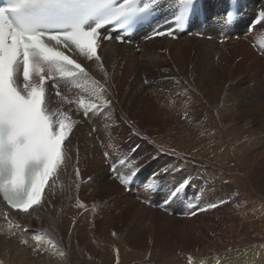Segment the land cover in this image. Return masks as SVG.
I'll use <instances>...</instances> for the list:
<instances>
[{
  "label": "bare ground",
  "instance_id": "bare-ground-1",
  "mask_svg": "<svg viewBox=\"0 0 264 264\" xmlns=\"http://www.w3.org/2000/svg\"><path fill=\"white\" fill-rule=\"evenodd\" d=\"M159 1L161 5L168 11L169 18L174 13V11H176L179 7L178 0H159ZM203 4L205 7V11L207 13L208 26L204 28L200 25H194L190 31V33L193 34L194 36H190V33H188L185 35H181L178 38V40H171L166 37L141 40V38L138 37L137 38L138 40L136 41L138 43V48L136 51H135V45H126V44L116 45L114 42L107 43L103 47V55L105 57L104 67L107 68L108 70V74L110 76V82L114 86L113 91L116 89L115 85L118 84L122 86L121 89L125 85H127V87H130L131 85L133 86V82L131 80L135 78V73L138 69V65H137L138 62H142L144 64L147 63V65L146 64L145 65L150 70L149 72V75L151 73L150 77L153 78V80H155V78L152 76L156 77V81L149 82V84L150 83L152 84V88L156 92V95L154 92V97H152L153 99L150 101L148 100L149 103L147 102L148 104L146 103V105L143 106V110H141L147 116L148 119L155 118L156 116V120L158 119L161 121L162 116H165V114L167 115L168 113L169 114L166 116V118L167 117L170 118L169 120H172L174 116L175 117L177 116V114L175 113V108L177 105L175 104L176 105L175 106L172 102H170L171 104L167 103L169 102L166 100L167 98L165 97L166 99H163L162 97L164 96L159 95V93H161L160 91H162L161 87H165L163 83L159 84L160 83L159 80H161L162 77L164 76L166 78L164 77L162 80L164 79L169 80L170 78L173 79L174 72H177L175 70L176 67L174 68V66H170L169 64L168 67H165V69L163 70L156 69L157 67H159L157 61L163 60L164 57L168 56L166 55L162 57L163 54H161V52L159 51L160 49L164 48V50H169L168 54L171 61L174 60L177 61V58L182 56V53L185 56H187V53L190 51V49L193 50L195 48L194 44H199V43L201 44V42H203V44L205 43L211 45V47L214 45L215 47L218 48V49L216 48L218 50V51L216 50V52L220 54L221 57L231 58L234 61V66H233L234 73L236 71V74L240 76L248 73L254 76V78L256 77V75L259 76L260 74L261 77V70H264L263 59L257 58L258 62L255 66L254 65L245 66V63L247 60L250 61L252 59H255L256 58L255 55L259 53L255 51V49L252 47L253 44H255L259 48L260 51L259 54H261V56L264 55V22L259 23L254 28V31L252 33L247 32L250 24L257 17V14L261 10H264V0H240L239 11L241 13V19L237 23L235 29L229 32H232L233 36L240 35L242 37V40L244 41L229 39L224 43H218V39L227 33L219 31L218 23L215 21V19H219V20L222 19L229 6V0H203ZM166 19L168 18H165L164 21ZM202 33L204 35H216L214 39L215 41L211 42L198 37V34H202ZM248 41L251 43L252 48L251 47L249 48L247 46V43H249ZM201 47L204 48V46ZM202 51H206V50L202 49ZM253 52H255L256 54L254 55ZM243 55L251 56V58L245 61L243 60L239 61L240 59L245 58ZM223 59L226 60L225 58ZM259 59H261V61ZM252 61L254 62V60ZM123 64L126 66H123ZM87 65L89 71L92 72V74H94L96 77H98L99 79L100 78L102 79L104 77V73L101 72V70L96 65H93L89 61L87 62ZM145 67L144 69H146ZM230 68L231 67L227 65V69ZM153 69H156V71L154 70V72L152 73ZM173 69L175 71H173ZM144 72L145 71H143V73ZM185 72L187 73L186 70ZM157 75H159L158 76L159 79L157 78ZM200 75L201 74H199V76ZM136 79L138 80L137 82L138 87L135 86L131 87L130 91L132 95L139 91L138 89L140 88V83L141 86L143 83L142 81L140 82V79H138V77H136ZM87 83L88 85L85 87L91 90L92 88L91 81H88ZM167 85H169L168 82ZM146 91L148 90L146 89ZM163 94L166 95L167 93H163ZM122 96L123 95H121L120 92L118 93L117 96H114V99L116 97L117 101H119L118 99H120ZM140 96L138 97L137 106L135 105L136 106L135 110H138L140 108V105L143 104L142 101L140 102V100L142 99V97ZM153 106L156 108V111L152 110ZM160 106L161 108L162 106H168L166 108H163V110L165 109L166 113L160 112L163 111L159 108ZM115 108L117 107L115 106ZM191 109H193V106L191 107ZM253 109L254 108H252V110ZM179 110L180 108H177V111ZM127 111L123 110L124 114L127 115L128 118H130L131 116L130 114L128 115ZM129 112H131V115H133L139 127V123H141L140 122L141 119L137 117V112L134 111L133 112L129 111ZM204 112L206 113V111ZM232 113L235 112L233 111ZM215 114L217 116V113ZM227 114L229 113L227 112ZM206 116L203 115V117ZM181 118L183 119V116ZM235 119L231 118L229 120H224V119L221 120L220 123L224 126H227V128L223 129L222 131H216L215 129L214 131L216 132V135L213 134L215 132H211L213 130L210 131L209 129L211 134H213L214 138H219L218 141L219 143H221V146L224 149V151H222L221 149L219 150L217 147L210 148L209 145L210 141L208 140L207 136H206L207 144L201 145L200 144L201 141L200 143H198L195 140L197 143L195 145H192L194 139L191 138V134L189 133V131L185 130L181 134L182 128L177 129L176 127H174L175 123L172 124L170 122H167L168 120L167 121L165 120V125L166 124L167 125L166 127H164L165 131H162L165 132L167 135L166 137H168L166 146L165 145L162 146L161 144H158L156 138L149 137L145 131L140 133L139 137L145 135L151 141H154L155 146L153 143L150 144L151 148L153 149L156 148V146H160L168 150L174 149L176 152L184 154L189 159L197 158L199 161H202V163L197 162L198 165H196V167L188 165V167H185V169H183L175 176V179L177 180L185 175H189L192 178V183L187 187L186 196L183 197L182 201L173 202L175 204L173 205L172 209L176 210L175 213L177 216L170 217L167 222L158 225L159 228L156 227L157 221L155 220L153 221L154 217L153 218L151 217L154 216L152 215L154 212L159 210L158 208H157L158 210L153 209L152 211L154 212L151 211L152 214H150L151 215L150 217L152 218L151 221L154 224H146L142 222L141 221L142 217L138 219V227H139L138 231L140 234L139 241H136L138 240L137 238L131 239L129 237V233H127V223L129 217L133 215L131 214L133 213V211L131 212L130 210L132 209L129 207L133 203H131L132 201L130 200L131 194H123L124 192L122 193L123 197L121 200H116L115 198H111L109 202L107 201L106 204L104 203V205H107L110 208L108 209L107 212L112 213L111 217L109 216V214H107L108 219L111 218L109 219L110 222L104 221L102 224V222L98 219L99 216L97 215L98 207L96 208L95 205H91V207L87 208V211H85L84 213H80V211L86 209V207L89 206V203L88 204L80 203L79 200H76L75 202L69 204V202H71V199H69L67 203L68 205L67 208L69 207V215L66 217H60V219L62 220L59 219L58 221L56 220L55 224L53 223L52 216L54 211H56L55 208L57 207V200L55 199L57 193L60 198H64L65 191L66 192L68 191L70 192L68 197L71 198L76 193L75 192L76 188L83 191V193L85 192L84 190L81 189V187L78 186L76 187V184L80 183V178L75 175L74 167L72 169V172L70 171V173L67 174V177L65 179L63 178L64 174L63 175L60 174V178L56 180L55 194L54 196L50 197L51 200L50 206H47L45 209L42 210H37L36 212L32 213V215L30 216H25L23 214L16 213L15 211H10L8 209V206L2 202V198H0V210H2L0 211V233L1 234L4 233L2 229L11 230L10 234H8L7 236H3L4 234L0 235V262H2V264H64L63 254L67 253L68 264H143V260L147 257L149 258V260L151 258V262H155L154 264H216L217 259L227 261V264H264V193H262L264 192V190L263 191L258 190L254 182V179L257 176L256 173H259L261 168L264 167V165H260L261 163L255 164V161L257 160L256 158L257 156L254 157V155H256L255 152L259 151L257 145L258 144L260 145V143L264 142V114L261 115L257 120L253 119L254 120L253 122L250 121L251 118L246 120L237 119L236 121ZM82 121H83V126L79 127L78 133L75 135L76 137L74 136L73 139L74 142L76 140V144H77L76 148L74 147V151L78 149L79 152L78 166L80 172L86 167L89 172L90 170H93V172H91L90 174L94 175L97 169L92 164L93 163L95 164L97 154L99 153V151L101 152L100 148H105L107 150H110V152L114 148L112 147L111 150V146H113L114 143L112 142L113 145L110 146L111 142L109 143L108 139L105 138V136L109 135V133L99 130V128L102 129V127H104L103 125L109 123L111 124V121L103 120V119H96L94 122L83 119ZM208 121L211 122V120L207 119V122ZM118 122L119 119H116V123L119 125ZM93 123L95 124V127L98 129V131L96 132L92 131ZM203 125H204V121H203ZM255 126H259L260 128V129L258 128L259 130L257 132L256 129L254 128ZM124 127L125 126L122 123L121 125H119L118 128L123 129ZM202 127L203 126H201L200 128L202 129ZM118 128L116 127L117 131H119ZM126 128L124 130H126ZM262 129H263V133H261L262 131H260ZM209 131H207V133ZM130 132L133 137L134 135L132 133L136 132V129H130ZM204 133L202 132V134ZM97 134H99L100 140L103 141V144L101 143L102 144L101 146H99L98 141H95L94 139V136ZM89 136H92V138H88ZM139 137H137L138 141L136 142V144L138 142H142V140ZM122 138L125 139L127 137L123 134ZM100 140L99 142H101ZM111 140L113 141V138ZM213 141L214 140H212V142ZM79 142H81V144L83 145L79 146L80 145V144L78 145ZM147 143H149V141L145 140V146L143 149L144 152L142 151L140 153L139 152L140 150H138V152L134 156H130V157L131 159L141 158L137 160V163L142 166L140 174L138 173L139 176L137 175L138 176L137 180L139 179L145 180L146 182H148V184L153 185V187H151V190L150 188H144L140 191V193L142 191L143 193L145 191H147V193L148 192L151 193L153 190H155L156 193H159L160 192L159 181L155 178L149 179L150 173H152L159 165L163 164L165 161L171 160L172 157L166 155H160L159 157H157L158 158L157 160H153L152 157L154 155L150 156V154L148 153V150H150L149 148L150 146ZM225 144H227V147ZM117 147H120V142L118 141H117ZM232 147L234 148V152L236 153V155H238L240 159L239 162H241V166L239 167L237 166L233 167L230 166V164L227 165L226 163V160L228 162L229 158L227 159V157L229 155L230 157L233 158V156H231L230 154L231 153L230 151H232L231 150ZM146 153L149 154V157L146 155ZM257 153L259 154V152ZM109 155L111 154L109 153ZM118 155H121L119 159H123L124 156L122 155V153ZM101 156L103 157V155ZM107 159H109V157H107ZM115 161L117 162L118 160ZM128 161L126 162V165L123 167V169L126 170V172L120 169V172L123 173L124 175H126L128 172L127 171ZM74 162H75V157H74ZM236 162L237 161H235L234 163ZM236 164H238V162ZM102 169H106V168L103 167ZM108 169L109 168H107L106 171L100 175L99 178L100 180L97 183L95 182L90 183V188L87 189L89 190L88 191L89 193L87 192L84 193L85 196L83 198V201L87 197L91 198L92 195H94V193L96 194L99 188L102 189V191L99 192L100 196L105 195V193L109 191L111 192L110 194L111 197H113V195L116 194L115 191L118 188V184L116 181L113 182L112 176L109 175L110 173ZM91 188H96V190L92 191ZM119 193L120 192H118V194ZM142 198L145 199L144 197ZM156 198H158V196H156ZM123 199L125 200L123 201ZM185 199H188L186 203L184 202ZM218 200H225L227 202L215 209H209L206 211L197 212V214L194 216L186 214L198 207L200 208L206 207L208 203ZM79 204H83L85 205V207L81 208L78 206ZM91 204H93V202ZM152 205L154 204L152 203ZM4 211H9V215L7 218H5V216L3 215ZM141 214L145 215V212L142 210L139 211V215ZM50 218H52V223H50L49 220ZM9 220L12 221L13 225L19 224L23 227L10 228L8 224ZM59 222H62L64 227L62 230H59L58 232L59 236H56L54 235V231L56 229H59L58 228ZM106 223L110 224L109 228L105 230L106 232H108L107 235L105 236L101 234V236H99L98 234H100V231L101 230L104 231L103 226ZM56 224H58V226H56ZM100 225L101 228L98 229ZM30 227L32 229H35L37 227L36 230H38L42 234L47 233V235L45 236V240L49 238H52L54 240L55 238L58 239L56 247H58L60 251L53 250L48 254L34 252L32 249L35 247V241L32 238V236L29 235V232L24 231V228L30 230L29 229ZM105 231L102 233H106ZM155 232L157 233L155 234L156 239L154 240L155 236L153 235V233ZM35 233L36 232H34L33 234ZM24 239H27L29 241L27 245L22 243ZM144 244H146V246ZM157 245H160L159 247L161 248H159ZM45 247L52 248V245L45 244ZM142 247H144L145 248L144 250L146 251H143ZM150 249L152 250L149 251ZM148 252L150 255L148 254ZM189 255H191L192 257L191 261H189L188 259Z\"/></svg>",
  "mask_w": 264,
  "mask_h": 264
},
{
  "label": "snow or ice",
  "instance_id": "snow-or-ice-1",
  "mask_svg": "<svg viewBox=\"0 0 264 264\" xmlns=\"http://www.w3.org/2000/svg\"><path fill=\"white\" fill-rule=\"evenodd\" d=\"M141 3L142 0H3L0 5V198L10 211L30 216L50 206L56 180L69 165L74 167L75 175L80 176L79 152L78 149L74 151L71 137L74 127L82 119L111 121L110 125H103L106 133L111 127H119L114 111L117 101L112 94L114 86L108 70L104 67L103 47L113 39L118 43L131 42L124 33L152 14L154 0H144L143 6ZM178 3L179 13L174 15V23H166L162 29L154 27L145 39L176 38V31H183L191 16L203 12L199 0H178ZM230 3L235 6L236 0H230ZM235 18L233 11H227L229 23ZM255 22H264V10L257 14ZM48 41L62 44L64 48L79 49L80 55L96 65L104 77L96 80L83 65ZM21 76L22 86L19 83ZM77 81H91V90ZM69 94L75 98L70 99ZM85 94L87 100L83 98ZM53 95L59 98L55 102V111L49 107ZM65 103L69 106L66 109ZM123 122L127 123L126 120ZM92 131H98L94 123ZM132 134L139 137V133ZM139 138L149 139L147 136ZM149 143L154 144V141L149 140ZM138 148L139 145L131 151ZM156 148L157 155L152 157L153 160L160 155L172 159L159 165L150 173L149 179L159 181L164 205L182 201L192 178L185 175L177 180L175 176L188 164L189 158L174 149ZM105 156H108L107 152ZM138 159L141 158L131 159L125 154L123 159L110 165L111 173L126 190L131 189L134 178L141 171ZM128 160H131L127 163L128 174H121L120 169ZM146 187L153 185L146 184ZM226 202H210L206 207H198L186 214L194 216ZM78 206L85 207L83 204ZM3 215L7 218L9 211H4ZM8 224L10 228L23 227L13 225L11 220ZM24 231L28 229L24 228ZM46 235L39 231L35 233L32 250L42 254L60 251L54 239L45 240ZM28 242L27 239L22 241L26 245ZM63 256L64 264H68L67 253ZM188 259L192 260L191 255ZM216 264H227V261L217 259Z\"/></svg>",
  "mask_w": 264,
  "mask_h": 264
},
{
  "label": "rangeland",
  "instance_id": "rangeland-1",
  "mask_svg": "<svg viewBox=\"0 0 264 264\" xmlns=\"http://www.w3.org/2000/svg\"><path fill=\"white\" fill-rule=\"evenodd\" d=\"M193 33V32H192ZM203 34V33H202ZM190 36H194L193 34H191L190 33ZM201 39H205V38H201ZM178 40V39H177ZM205 40H207V39H205ZM207 41H215L214 39L213 40H207ZM240 41H244V40H240ZM249 42V41H248ZM219 43V42H218ZM213 45V44H212ZM201 46H204V48L203 47H201ZM247 46L250 48L251 47V43L249 42V43H247ZM194 49L193 50H191L190 49V51L187 53V56H185L183 53H182V56H180V57H178V58H180V59H178L177 58V61H171V59H170V57H169V50H164V48L163 49H160L159 51L161 52V54H163V56L162 57H164V56H166V55H168L167 57H164L163 58V60H165L166 61V63H165V61H163V60H159V61H157L158 63V65H159V67H157L156 69H160V70H163V69H165V67H168V64L170 65V66H174V68H175V70L177 71V72H174V78L172 79V78H170L169 80H167V79H164V80H162L164 77H162V81L161 80H159L160 81V83L159 84H161V83H163L164 84V86L165 87H161V90L162 91H160L161 93H159V95H161V96H164V97H162L163 99H166L167 101H169V102H167V103H170V102H172L175 106H176V108H175V113L177 114V116L175 117H173L172 118V120H169L170 118H166V116L169 114L168 112V114L166 115L165 114V116H162V118H161V121L160 120H156V116H155V118H147V116L141 111V110H143V106H145L146 105V103L148 102L149 103V101L150 100H152L153 98L152 97H154V90H153V88H152V84L150 85L149 84V82L150 81H156V77L155 76H152V77H154L155 78V80H153V78H151L150 77V75H151V73H150V75H149V72H150V70L147 68V63H142V62H138V69H137V71H136V73H135V78H133V80H131L132 82H133V86H135V87H138L137 86V82H138V80L136 79V77H138V79H140V82L142 81L143 83H142V86H141V83H140V88L138 89L139 91L138 92H136V93H134L133 95L131 94V87H133L132 85L130 86V87H127V85H125L122 89H121V85H115V90L113 91L112 90V94H113V97L114 96H117L118 95V93H120L121 92V95H123L120 99H118L119 101H117V99H116V97H115V101H117V103L115 104V106L117 107V108H115V113H116V119H119V125H121L122 123H123V125L125 126L123 129H120V128H118L119 129V131H117V129H116V127H111L110 128V132L108 131V133H109V135H107V136H105V138L106 139H108V142L110 143L111 142V144H110V146L111 145H113L112 144V142L114 143V145L113 146H111V150H112V147H114L113 148V150L110 152V150H107V149H105V148H100V150H101V152L99 151V153L97 154V158H96V161H95V164L93 163L92 165L94 166V167H96V171H95V174L93 175V174H90L91 172H93V170H90V172L87 170V168L85 167L81 172H80V176H79V178H80V183H78V184H76V187L78 186V187H81V189L82 190H84L85 192L84 193H89L88 191L89 190H87L88 188H90V183H92V182H95V183H97L100 179V175L103 173V172H105L106 171V169L107 168H110V165H111V163H113L115 160H119V158H120V156L121 155H118V154H120V153H122V155L125 157V154L127 155V156H134L137 152H138V150H140L139 152L141 153L142 151L144 152V146H145V140L144 139H141L142 140V142H138L137 144H136V142L138 141V139H137V136H133L132 137V135H131V132H130V128H126V127H129L128 125L129 124H131V125H133V127L131 128V129H136V132L137 133H139V135H140V133L141 132H146V134L149 136V137H154V138H156V140H157V143L158 144H161L162 146H166V144H167V138L168 137H166L167 135H166V133L165 132H162V131H165L164 130V127H166V125H165V120L167 121V122H170V123H172V124H174L175 123V125H174V127H176L177 129H181L182 128V132H181V134L185 131V130H187V131H189V133L191 134V138L192 139H194L193 140V142H192V145H195L197 142L198 143H200V141H201V145L203 144H207V137H208V140L210 141H208L209 142V145H210V148H218L219 150L221 149L222 151H224V149L222 148V146H221V143H219V138H214L213 137V134H215L216 135V132L214 131L215 129H216V131H222L223 129H226L227 128V126H224V125H222L221 123H220V121L221 120H229V119H235V118H237V119H239V120H246V119H249V118H251L250 119V121H254L255 119L257 120L261 115H263L264 114V106H263V104H264V70H261V77H260V74H259V76L258 75H256V77L254 78V76H252L251 74H245V75H242V76H240V75H237L236 74V71H235V73L233 72V66H234V61L231 59V58H227V57H221V55L220 54H218L217 52H216V50L218 49L217 47H215L214 45L211 47V45H208V44H203V42H201V44L199 43V44H194ZM137 48H138V46H136L135 45V51L137 50ZM217 48V49H216ZM252 48V47H251ZM202 49L203 50H206V51H202ZM200 50V51H199ZM252 50V49H251ZM202 51V52H201ZM218 51V50H217ZM244 51V50H243ZM253 51V50H252ZM206 54V55H205ZM253 54L255 55L256 53L255 52H253ZM202 55H204V56H202ZM210 55V56H209ZM218 55H220V56H218ZM245 58H243V59H240L239 61H245V60H247V59H250L251 58V56H245V55H243ZM256 58L255 59H252V60H254V62L252 61V60H247V61H249V62H247L246 61V63H245V66H255L256 64H257V62H258V59L257 58H261V59H263V55L261 56L259 53H257L256 55ZM161 57V58H162ZM203 57V58H202ZM191 58V59H190ZM201 58V59H200ZM223 58H227L226 60H224ZM200 59V60H199ZM261 59H259L260 61H261ZM195 60H196V62H195ZM264 60V59H263ZM140 61V60H139ZM202 61V62H201ZM230 61H233V62H230ZM173 62V63H172ZM185 62V63H184ZM195 62V63H194ZM200 62H201V64H200ZM219 62V63H218ZM176 63V64H175ZM179 63V64H178ZM203 63H204V65H203ZM229 63V64H228ZM231 63V64H230ZM124 64H126V63H124ZM123 64V66H126V65H124ZM172 64V65H171ZM191 64V65H190ZM225 64V65H224ZM140 65H141V67H140ZM177 65V66H176ZM207 65V66H206ZM221 65V66H220ZM227 65H229L231 68L230 69H227ZM146 66V67H145ZM179 66V67H178ZM204 68H203V67ZM207 68H206V67ZM144 67L147 69H144ZM179 69H178V68ZM184 69H183V68ZM215 67V68H214ZM122 68H124V67H122ZM191 68H193V69H191ZM198 68V69H197ZM142 69V70H141ZM156 69H153V71H152V73L154 72V70L156 71ZM204 69V70H203ZM213 69V70H212ZM215 69H217V70H215ZM224 69V70H223ZM160 70H159V72H160ZM174 69H173V71H175ZM185 70L187 71V73H190V74H187L186 72H185ZM190 70V71H189ZM225 70H227V71H225ZM142 71V72H141ZM143 71H145L144 73H143ZM178 71H180V72H178ZM193 71V72H192ZM201 72V73H200ZM208 72V73H207ZM221 72V73H220ZM231 73V74H230ZM141 74V75H140ZM148 74V75H147ZM176 74H177V76H176ZM182 74V75H181ZM191 74H193V75H191ZM198 74V75H197ZM199 74H201L200 76H199ZM258 74V73H257ZM145 76V78L147 77V79H148V83L146 84V85H144V78H142L141 76ZM158 76L159 75H157V78H158ZM176 76V77H175ZM181 76H183V77H181ZM231 76V77H230ZM237 76V77H236ZM173 77V76H172ZM195 77V78H194ZM259 77V78H258ZM263 77V78H262ZM161 78V77H160ZM166 78V77H165ZM205 78V79H204ZM159 79V78H158ZM186 79V80H185ZM204 79V80H203ZM254 79H257V80H254ZM98 80H101V78L99 79L98 78ZM170 81V82H169ZM174 81H177L178 83H174ZM190 81V82H189ZM166 82V83H165ZM167 82L169 83V85H167ZM77 83H82V84H84V86H87L88 85V83L87 82H85V81H77ZM148 84H149V86H148ZM202 84V85H201ZM167 85V86H166ZM176 85V86H175ZM170 86V87H169ZM175 86V87H174ZM178 86V87H177ZM195 86H197V87H195ZM192 87H193V89H192ZM250 87V88H249ZM255 88V89H254ZM146 89L148 90V91H146ZM168 89V90H167ZM169 89H171V90H169ZM254 89V90H253ZM257 89V90H256ZM262 89V90H261ZM166 90V91H165ZM144 91V92H143ZM198 91V92H197ZM202 91V92H201ZM254 91V92H253ZM149 92V93H148ZM170 92V93H169ZM197 92V93H196ZM151 93H153V94H151ZM163 93H167L166 95H164ZM174 93V94H173ZM191 93V94H190ZM261 93V94H260ZM144 94V95H143ZM171 94H172V96H173V99H172V96H171ZM180 94V95H179ZM230 94V95H229ZM140 95H142V96H140ZM153 95V96H152ZM155 95H156V92H155ZM194 95H196V96H194ZM200 95V96H199ZM125 96V97H124ZM142 97V99L140 100V102L142 101L143 102V104H141L140 105V108L138 109V110H135V107L137 106V104H138V97ZM160 96V97H161ZM235 96V97H234ZM166 97V98H165ZM180 97V98H179ZM233 97V98H232ZM237 97V98H236ZM248 97V98H247ZM69 98L70 99H74L75 98V96L74 95H72V94H69ZM85 100H87V94H85L84 95V97H83ZM144 98V99H143ZM175 98V99H174ZM195 98H196V100H197V102H196V100H195ZM256 98V99H255ZM193 99V100H192ZM234 99H237V100H234ZM122 100V101H121ZM149 100V101H148ZM172 100V101H171ZM178 100H179V102H178ZM183 100H184V102H183ZM202 100V101H201ZM263 100V101H262ZM124 101V102H123ZM129 101V102H128ZM195 101V102H194ZM236 101V102H235ZM177 102V103H176ZM231 102H233V103H231ZM236 104H235V103ZM261 102V103H260ZM147 103V104H148ZM207 103H208V106H207ZM120 104H121V106H120ZM171 104V103H170ZM200 104V105H199ZM240 104V105H239ZM136 105V106H135ZM161 105V104H160ZM236 107H235V106ZM249 105H250V107H249ZM68 106V105H67ZM181 106V107H180ZM193 106V109H191V107ZM242 106V107H241ZM69 107V106H68ZM166 107H168V106H162V108H161V106L159 107L161 110H163V108H166ZM247 107V108H246ZM177 108H180V110L179 111H177ZM218 108V109H217ZM249 108V109H248ZM252 108H254L253 110H252ZM168 109V108H167ZM202 109V110H201ZM210 109V110H209ZM211 109H213V110H211ZM261 109H262V111H261ZM123 110H128L127 111V113H128V115L130 114V118H128V116L127 115H125L124 114V112H123ZM153 111H156V108L153 106V109H152ZM169 110V109H168ZM190 110V111H189ZM240 110V111H239ZM117 111V112H116ZM129 111H134V112H137V117L139 118V119H141V123H139V127H138V125H137V122L135 121V118L133 117V115H131V112H129ZM195 111V112H194ZM204 111H206V113L204 112ZM225 111V112H224ZM230 111V112H229ZM235 112V113H232V112ZM160 112H165V109L163 110V111H160ZM180 112V113H179ZM188 112V113H187ZM227 112L229 113V114H227ZM248 112V113H247ZM166 113V112H165ZM181 113H183V114H181ZM186 113V114H185ZM215 113H217V116H216V114ZM250 113V114H249ZM262 113V114H261ZM180 114V115H179ZM221 116H220V115ZM227 114V115H226ZM235 114H236V116H235ZM203 115H207L206 117H203ZM210 115V116H209ZM246 115V116H245ZM183 116V119L181 118ZM243 116V117H242ZM188 117H189V119H188ZM208 117H210V118H208ZM220 117V118H219ZM230 117V118H229ZM121 118H123V120L121 119ZM164 118H166V119H164ZM181 118V119H180ZM197 118V119H196ZM203 118V119H202ZM216 118V119H215ZM227 118V119H226ZM241 118H243V119H241ZM143 119V120H142ZM177 119H178V121H177ZM202 119V120H201ZM207 119L208 120H211V122H207ZM237 119H235V121L237 120ZM254 119V120H253ZM124 120H126L127 121V123H124L123 121ZM136 120H138V119H136ZM201 122H200V121ZM217 120H219V121H217ZM194 121V122H193ZM196 121V122H195ZM203 121H204V125H203ZM261 121V120H260ZM191 122V123H190ZM145 123V124H144ZM163 123V124H162ZM170 123H168V124H170ZM212 123H213V125H212ZM216 123V124H215ZM110 124V123H109ZM151 124V125H150ZM177 124H178V126H177ZM207 126H209V127H207ZM211 126H210V125ZM222 125V126H220V125ZM156 125V126H155ZM165 125V126H164ZM219 125V126H218ZM81 126H83V125H81V123H79V126H76V127H74V130H73V135H72V142H73V144H75V145H73L75 148H76V146H77V144H76V140H75V142H74V136L78 133V130H79V127H81ZM152 127V128H150V127ZM201 126H203L202 127V129L200 128ZM206 126V127H205ZM147 127V128H146ZM198 127V128H197ZM216 127V128H215ZM221 127V128H220ZM224 127V128H223ZM126 128V130H124ZM163 128V129H162ZM220 128V129H219ZM255 129H256V132L260 129L259 128V126H255L254 127ZM259 128V129H258ZM162 129V130H161ZM184 129V130H183ZM196 129V130H195ZM209 129H210V131L211 130H213V131H211V132H215V133H213V134H211V132L209 131ZM219 129V130H218ZM99 130L100 131H103V132H105V128L104 127H102V129L101 128H99ZM203 130V131H202ZM206 130V131H205ZM167 131V130H166ZM191 131V132H190ZM193 131V132H192ZM204 131H205V133H204ZM207 131H209L208 133H210V134H208L207 133ZM260 131H262L261 133H263V129L262 130H260ZM259 131V132H260ZM120 132V133H119ZM153 132V133H152ZM155 132V133H154ZM198 134H197V133ZM202 132L204 133V134H202ZM99 133V132H98ZM150 133V134H149ZM80 134H81V132H80ZM91 134V133H90ZM100 134V133H99ZM99 134H97V135H95L94 136V139H95V141H98V143H99V146H101L102 144H101V142H99V140H100V138H99ZM123 134L127 137V138H122V136H123ZM156 136H155V135ZM193 135V136H192ZM198 135H200V136H198ZM201 135H202V137H201ZM209 135V136H208ZM212 137H211V136ZM110 136V137H109ZM116 136V137H115ZM128 136H131V137H128ZM145 135H143L142 137H144ZM207 136V137H206ZM76 137V136H75ZM113 138V141L111 140L112 138ZM197 137V138H196ZM201 139H200V138ZM203 137H204V139H203ZM210 137V138H209ZM88 138H92V136H89ZM97 138V139H96ZM111 138V139H110ZM164 138V139H163ZM198 138H199V140H198ZM211 138H212V140H214L213 142H212V140H211ZM133 139V140H132ZM163 139V140H162ZM170 139V138H169ZM216 139V140H215ZM110 140V141H109ZM132 140V141H131ZM150 139H148V141H149ZM197 142H196V141ZM101 141V140H100ZM117 141L118 142H120V147H117ZM164 142V143H163ZM195 142V143H194ZM212 142V143H211ZM220 145H219V144ZM80 144V145H79ZM149 146H150V144L151 143H147ZM216 144V145H215ZM78 145L79 146H81V145H83V144H81V142H79L78 143ZM137 145H139V148L135 151V152H133V151H131V149H133V148H135ZM211 145H214V146H211ZM226 145V147H227V144H225ZM116 146V147H115ZM128 146V147H127ZM231 146H233V145H231ZM258 146V150L259 151H257V152H259V154L257 153V152H255V154L256 155H254V157H256L257 158V160L255 161V164H260V165H264V142H262V143H260V145L258 144L257 145ZM260 146V147H259ZM262 146V147H261ZM116 148V149H115ZM150 148V150H148V153L150 154V156H156L157 155V151H156V148H151V146L149 147ZM233 148V147H232ZM231 148V150L232 151H230L231 153V156H233V158L232 157H230V155L227 157V159H228V162H227V160H226V163H227V165L228 164H230V166H237V167H239V166H241V162H239L240 161V159H239V157H238V155H236V153L234 152V148L232 149ZM173 149V148H172ZM107 150V151H106ZM152 150V151H151ZM115 151V152H114ZM156 151V152H155ZM108 153V155H109V153L111 154V155H109V156H107V157H109V159H107V157L106 156H104L105 155V153ZM104 153V154H103ZM114 155H113V154ZM148 153H146V155L149 157V154ZM154 153V154H153ZM262 153H263V155H262ZM101 155H103V157L101 156ZM113 156V157H112ZM259 156V157H258ZM75 157V156H74ZM99 157V158H98ZM106 157V158H105ZM112 157V158H111ZM118 157V158H117ZM123 157V158H124ZM159 157V156H158ZM103 158V159H102ZM237 158V159H236ZM255 158V159H256ZM99 159H100V161H99ZM111 159V160H110ZM158 159V158H157ZM156 159V160H157ZM101 160H104V161H101ZM113 160V161H112ZM193 160V161H192ZM195 160V161H194ZM230 160V161H229ZM233 160H235V161H237L238 162V164H236V163H234L235 161H233ZM106 161H108L110 164L109 165H106ZM112 161V162H111ZM130 161V162H129ZM128 161V163H131V160H129ZM191 161V162H190ZM103 162V163H102ZM116 162V161H115ZM190 162V163H189ZM189 162H188V164L185 166V167H188V165L189 166H195L196 167V165H198V163H202V161H199L197 158H193V159H189ZM198 162V163H197ZM97 164V165H96ZM141 164V163H140ZM150 164V163H149ZM149 164H148V166H149ZM92 165H91V167H92ZM96 165V166H95ZM71 166V167H70ZM100 167H105L106 169H102V168H100ZM185 167H184V169H185ZM71 168V169H70ZM72 169H73V166L72 165H69V167L65 170V171H63V172H61V174L63 175V178L65 179L66 177H67V174H69L70 173V171L72 172ZM90 169V168H89ZM264 167H262L261 168V170L259 171V173H256V177H255V179H254V182H255V186L258 188V190H261V191H263L264 190ZM109 170V169H108ZM121 170H123V171H125L126 172V170H124L123 168H121ZM128 171V170H127ZM262 171V172H261ZM87 172V173H86ZM141 172V171H140ZM140 172H139V174H140ZM108 173V172H107ZM121 174H123V173H121ZM127 174H128V172H127ZM126 174V175H127ZM139 174H138V176H139ZM109 175H111V174H109ZM95 176V177H94ZM138 176L136 177V178H134V183H133V185H132V187H131V191H129V192H125V190H124V188H123V185L120 183V182H117V184H118V188H117V190L115 191V195H113V197H111L110 196V194H111V192L109 191V192H107V193H105V195H102V196H100V191H102V189L101 188H99V190H98V192H96V194L94 193V195H92V197L91 198H89V197H87L84 201H83V198H84V193H83V191H81V190H79V189H77L76 188V193L73 195V197H71V198H69L68 197V195L70 194V192H66L65 191V194H64V198H60L59 197V195H58V193L56 194V200H57V207L55 208V210L56 211H54V213H53V216H52V218H53V223L55 224V222H56V220L58 221L59 219H60V217H66V216H68L69 215V207L67 208V203H68V200L69 199H71V202H69V204L70 203H72V202H75L76 200H79L80 201V203H89V206H87L86 207V209H83L82 211H80V213H84L85 211H87V208H89V207H91V205H95L96 206V208H97V215L99 216V220L102 222V224H103V222L104 221H109L110 222V220L109 219H111V218H109L108 219V216H107V214H109V216L111 217L112 216V213L111 212H107L108 211V209H110L109 208V206H107V205H104V203L106 204L107 203V201L109 202L110 200H111V198H115L116 200H121L122 199V197H123V194H131V198H130V200L132 201H130L131 203H133V204H131V206L129 207V208H131L132 210H130L131 212L133 211V213H131V214H133V215H131L130 217H129V220H128V223H127V233H129V237L131 238V239H133V238H137L138 240H136V241H139V238H140V234H139V227H138V219L139 218H141V221L142 222H144V223H146V224H154L151 220H152V218H153V221L155 220V221H157L156 222V224H157V226L156 227H158V225H160L161 223L162 224H164L165 222H167L168 220H169V218L170 217H175V216H177L176 215V213H175V211L176 210H173L172 208H173V205L175 204V203H170V204H168V205H164L163 204V191H161L160 190V192L159 193H156V191L155 190H153L152 192L154 193H150V192H148L147 193V191H145L144 193H143V191L140 193V191L142 190V189H144V188H149V187H146V184H148V182H146L145 180H141V179H139V180H137V178H138ZM89 177L91 178L90 180H89ZM94 177V178H93ZM111 177V176H110ZM113 177V176H112ZM86 179V180H85ZM112 180H113V182L115 181V179H113L112 178ZM63 181H65V180H63ZM73 181V180H72ZM65 182H67V181H65ZM64 183V182H63ZM98 186V185H97ZM100 187V186H99ZM262 188V189H261ZM134 189V190H133ZM91 190L92 191H95L96 190V188H91ZM150 190H151V188H150ZM114 192V191H113ZM112 192V193H113ZM118 192H120L119 194H118ZM124 192V193H123ZM123 193V194H122ZM262 193H264V192H262ZM67 194V195H66ZM99 194V195H98ZM135 194H136V196H137V194H138V196H140L141 197V199L142 200H147V201H151V204L153 203L154 205H151V206H147L145 203H143V202H141V201H139L138 199H137V197H135ZM148 195V196H147ZM107 196H109V197H107ZM156 196H158V198H156ZM160 196V197H159ZM67 197V198H66ZM120 197V198H119ZM135 199H134V198ZM142 197H144L145 199H143ZM109 198V199H108ZM151 200H150V199ZM106 199H108V200H106ZM125 199H123V201H124ZM187 200L188 199H185V203L187 202ZM64 201V202H63ZM86 201H88V202H86ZM93 202V204H91ZM134 205V206H133ZM61 206V207H60ZM94 206V207H95ZM143 206H144V208H143ZM159 206H163V207H166V208H168L169 210H168V213H163V211H161V209H159ZM103 207V208H102ZM147 207V208H146ZM145 209V210H143V209ZM159 210H158V209ZM107 209V210H106ZM153 209H156V210H158V211H156V212H154V211H152ZM103 210V211H102ZM144 211L145 212V215H139V211ZM172 210V211H171ZM151 211L152 212H154L153 214L151 213ZM107 212V213H106ZM80 213H79V215H80ZM118 213V212H117ZM143 213V212H142ZM150 214H152V215H154V216H151ZM156 214V215H155ZM70 215H71V213H70ZM168 215H169V217H168ZM152 218H151V217ZM156 216V217H155ZM136 217V218H135ZM52 218H50L49 220H50V223H52ZM70 218H71V216H70ZM156 218V219H155ZM60 220H62V219H60ZM134 220V221H133ZM135 222V223H134ZM132 223H134V224H132ZM53 224V225H54ZM56 226H58V224H56ZM55 226V227H56ZM109 226H110V224L109 223H106L104 226H103V229H104V231L106 230V229H108L109 228ZM63 223L62 222H59V229H56L55 231H54V235H56V236H59V230H62L63 229ZM101 228V225L99 226V228L98 229H100ZM159 228V227H158ZM2 229V228H1ZM30 230H28L27 232H29V235L30 236H32V238H33V236L35 235V234H33L34 232H37L38 230H36L37 229V227L35 228V229H32L31 227L29 228ZM2 231L4 232V233H0V235H3V236H7L8 234H10V232H11V230L10 229H2ZM103 230H101L100 231V234H98L99 236H101V234L102 235H107V233L108 232H106V233H102V232H104ZM152 231V230H151ZM7 232V233H6ZM26 232V233H27ZM99 233V232H98ZM151 233V232H150ZM157 232H155V233H153V235L155 236V234H156ZM2 236V237H3ZM103 237V236H102ZM146 237V236H145ZM156 239V236H155V238H154V240ZM58 239H56L55 238V244L57 245V241ZM189 242H191V241H189ZM59 244V243H58ZM145 246H146V244H144ZM158 247L160 246V245H157ZM163 247H165V246H163ZM143 249V251H146V250H144L145 248L144 247H142ZM159 248H161V247H159ZM152 249H150L149 251H151ZM148 254H149V252H148ZM150 255V254H149ZM148 255V256H149ZM150 257V256H149ZM151 262V258H150V260H149V258L147 257V258H145L144 260H143V264L145 263V264H148V263H150ZM155 262H151L150 264H154Z\"/></svg>",
  "mask_w": 264,
  "mask_h": 264
}]
</instances>
